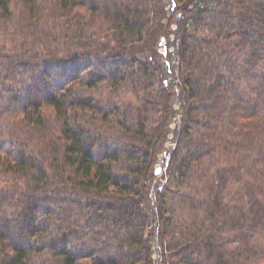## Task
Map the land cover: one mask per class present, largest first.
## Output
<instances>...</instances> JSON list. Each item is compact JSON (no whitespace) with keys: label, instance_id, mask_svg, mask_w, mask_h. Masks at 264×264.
<instances>
[{"label":"trees","instance_id":"obj_1","mask_svg":"<svg viewBox=\"0 0 264 264\" xmlns=\"http://www.w3.org/2000/svg\"><path fill=\"white\" fill-rule=\"evenodd\" d=\"M0 151V264H264V0H0Z\"/></svg>","mask_w":264,"mask_h":264},{"label":"water","instance_id":"obj_2","mask_svg":"<svg viewBox=\"0 0 264 264\" xmlns=\"http://www.w3.org/2000/svg\"><path fill=\"white\" fill-rule=\"evenodd\" d=\"M159 172H160V170H159V169H157V170H156V174H159Z\"/></svg>","mask_w":264,"mask_h":264},{"label":"rangeland","instance_id":"obj_3","mask_svg":"<svg viewBox=\"0 0 264 264\" xmlns=\"http://www.w3.org/2000/svg\"><path fill=\"white\" fill-rule=\"evenodd\" d=\"M79 10H83V9H79ZM1 152V151H0ZM1 154V153H0Z\"/></svg>","mask_w":264,"mask_h":264}]
</instances>
